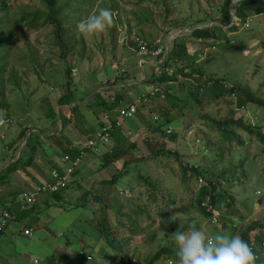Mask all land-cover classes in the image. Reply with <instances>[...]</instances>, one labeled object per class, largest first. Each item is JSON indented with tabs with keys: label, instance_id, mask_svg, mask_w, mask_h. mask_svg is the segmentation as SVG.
I'll list each match as a JSON object with an SVG mask.
<instances>
[{
	"label": "rangeland",
	"instance_id": "374dc122",
	"mask_svg": "<svg viewBox=\"0 0 264 264\" xmlns=\"http://www.w3.org/2000/svg\"><path fill=\"white\" fill-rule=\"evenodd\" d=\"M6 1L8 2V8L5 11L0 10V13L7 18H14L25 9L47 10V7L42 5L41 0ZM89 1L90 9L86 8L82 17L90 11L98 9L99 4L105 3V8L110 9L113 13V23L103 32L96 34L81 33L77 27L71 31V53L68 57L71 62L74 61L78 64L77 66L74 65L77 67L74 78H79L84 83L79 89L80 91L77 90L75 93L76 100L80 99L82 94L86 95L91 91L85 99L89 98L95 88H98L95 89L96 93L104 96L108 94L116 95L118 87H125L122 93L125 94L126 98L123 103L126 104L125 102L131 101L139 95L138 87L131 86L134 84V80L122 79L115 84L103 86H99L98 82L103 81L106 77L117 75L119 71L126 70V72H135L138 75V80H135V82L139 83L145 76L143 67L151 70V66L147 62L151 65L155 64V66L161 64L160 62L167 57L168 51L172 48L174 42L185 41L189 54L194 57L197 52L204 50L206 47H202L205 44L201 43L204 39L190 35L191 30L199 27H210L212 29L216 27L215 29L221 36L214 44L215 47L211 48L209 42L207 46L210 48L207 47L206 49L208 53L203 55L202 52L200 57H197L201 59L196 64H200L205 72V78L195 90L202 102L196 104L191 101L190 111L187 109L170 111V117L179 116L184 112L181 114V118L173 120L174 124L171 132L176 133L175 139L168 138L160 132L150 133L151 130L147 122L141 130L138 127L133 131L128 129L130 132L128 136L132 137L134 141L124 138L122 142L123 149H126L127 144L131 142L135 143V147L125 151L123 157L113 163L104 166L99 165L105 171L96 173L94 171L87 172L83 169L85 172L81 174V178L77 172L80 169L79 165L74 177L81 178V183H77V187L74 185L69 187V190L58 199L55 205H50L47 208L43 206L42 201H39L38 209H28L25 215H19L15 212L13 216L16 217V220H13L12 217L9 219V230L18 231L22 229L23 232L24 228L27 227L24 226L25 224L32 225L35 228V235L32 234L30 241L27 237L22 238V241L18 240V244H16L17 240L12 243L7 234L8 231L4 236H0V261L7 259L8 262H11L9 257L11 259L16 257V261L21 264H35L33 259L36 257L39 259L36 264H46L47 255L50 254L49 257H55L53 256L57 253H55V245H60L66 248L70 247L71 251L69 250V252L71 254L77 253L76 250L81 248L86 255L91 254L93 257L95 255L96 262H99V264H118L114 258H109V252L113 251V254H116V250L112 249L105 240L104 235L100 236L98 227L91 222L94 217L91 210L96 207L95 203L99 204L93 195L103 196L101 204H108V206H103L101 212L96 213V221L99 222L102 216L106 217L105 224L108 230H114V234L123 243V249L127 254L139 255L140 258H143L149 250L158 249V245L173 244L172 235H168L167 231L164 232V230L158 228L153 220L137 223L132 229L133 233L126 226L131 215L127 205L131 204L133 206L144 199H147L145 200L147 204L153 203L155 206L163 207L165 212L167 203L170 202L171 216L174 218L177 216L176 223L173 225L174 231L179 230L178 223L193 217L194 221L190 224L199 227L201 230L204 229V232L207 233L205 228L208 221H205L199 211L196 212V208L192 207L188 213L186 210L181 211L179 208L181 205L188 206L184 203L188 201L190 191H185V182L178 176L173 175V169L178 170L185 161L192 162L195 158L201 161V165H198L201 167L206 166V168H209L207 169L209 172L202 176V181L197 179L194 182V178L190 188H198L200 183L205 184V179L209 178V173H218L221 172L223 167L230 166L233 167L236 178L241 179V183L238 181L233 183L225 179L223 181L220 178L217 180L222 184L221 190L224 189L226 192L234 194L235 200L238 202L251 200L250 195L253 192L244 190L246 185L251 189V185L256 181L261 186H263L262 183L264 184V142L259 136L255 132L249 133L242 127H236L234 130L238 133L239 140L230 143L227 138L223 137L220 126L213 123L214 121L228 120L231 111L234 110V105L237 106V100L240 97L242 99L245 97L237 94L239 93L237 87L243 86L245 89L251 90L255 96L264 100V10L257 13V9L253 6L244 5L242 7L240 5L237 7L240 0H229L228 7L234 20L232 19L227 23L224 22L222 16L227 0H114L120 4V9L109 8L113 0ZM224 3L225 7L223 8ZM166 8L168 9L166 10ZM236 12L239 17L235 16ZM241 15H243V20H241ZM81 18L79 17L78 21ZM195 19H199L202 24L195 25L191 23L189 24L191 26H185L183 30H180L183 28V24ZM244 21L248 23V26H243ZM232 23L237 26L234 31H229L226 28H229ZM72 24V22L68 23L69 26H72ZM219 25L223 27L221 30ZM112 26L115 31L112 30ZM52 28L53 26L47 25L38 31L34 29L26 30L22 26L17 29V41L10 49L8 64L6 65V70L12 69L16 72L17 85L6 83L2 90L3 98L11 105V109L14 108L15 112L11 115L12 111L7 112L5 108V110L0 109L1 153L6 149L1 135L7 136L11 130L16 131L19 127L22 128L23 125L20 126V122L26 120L28 124L33 126L28 131L26 139L31 134V142L35 144V149H27V152H23L22 158L28 160L33 157V152L39 153L37 163L43 165L44 162L45 168L49 167L50 169L53 166L64 168L69 164V162L62 159L61 152L66 150L61 141L65 140L68 147L72 144L67 141V137H70V135L66 128L62 130L63 122L66 119L59 116L60 111L57 110L56 106L60 90H62L58 84L61 82V84H64L66 79L62 75L56 77L54 73H49L51 67L63 68L65 66L59 61L60 48L57 44H54L51 37ZM132 35H141L148 40L160 38L161 43L166 47V51L160 57L149 58V54L144 59L139 52L130 51L129 49L133 50L130 45H124ZM21 57L26 60H17ZM26 62L27 64H25ZM172 62L173 64L176 63ZM7 75L8 73L5 72L3 77L6 78ZM39 79L44 82V85ZM214 79L219 80V83L212 87L207 86ZM91 83H94V85ZM45 85L56 86L49 90ZM232 86L237 89L235 95L230 94ZM139 88L143 92L150 89V85L139 84ZM216 93L223 95L214 97L213 95ZM23 96L24 98H22ZM46 97L49 101L45 100ZM23 99H27L29 102H24ZM94 100L93 96L89 101L93 102ZM253 103V105H245L249 113H246L243 108H236L237 113L234 114V117L242 118V120L253 126L261 125V131L264 134V105L257 102ZM160 104L163 103L155 100L145 106H138L135 119L142 117L147 120L150 119L155 126L157 120H153V116H159L161 118L159 121L166 118L163 114L161 115L158 107ZM80 108L81 112L86 106L81 105ZM95 109L100 114L102 105H96ZM55 111H57V114L54 113ZM22 112H24V115H20ZM61 114L63 117L65 116V114ZM96 114H94V120H96ZM206 116L211 118L208 119ZM132 120H124L121 128L124 127L127 121ZM18 124L19 126H17ZM74 131L75 135L84 137L85 132L81 125L76 126ZM48 132L54 134L49 138H45L44 134H48ZM36 141L40 142L37 144ZM157 146L172 150L173 154L178 151L179 156L158 155L152 158L153 149L151 148ZM26 147L24 148L26 149ZM210 147L212 148L209 149ZM92 154L94 153L90 151L84 155L80 164L89 162L93 157ZM27 155L30 157L28 158ZM233 157L236 158L234 161ZM131 158H133L132 161H130ZM137 159H140V161L137 162ZM124 160L128 162L127 166H122ZM255 160L257 163L254 164L253 161ZM102 162L96 161L97 164ZM30 167L33 169V165ZM113 175L120 177L111 182L110 178ZM135 175L150 178L151 182L158 188L157 191L155 189L154 193L148 190V185L146 182L144 183V180L143 182L140 180L141 184H139ZM241 188H243V191H241ZM125 189L128 190V194H121L120 191ZM85 191L89 193L87 195V208L82 209V206H79V209L74 208V211H70L68 202L70 205L76 204L77 199ZM259 191V195H261V189ZM200 195V192L196 193V196ZM44 197L49 200L54 198L51 195H45ZM260 200L264 201V198H260ZM114 204L115 211H118V207H122L121 217L113 212ZM248 210L247 205L241 209L240 217L246 216L243 219L236 214L234 224H237L239 230L243 229L251 218L264 213V208L257 207L254 208L255 217L249 218L246 215L249 213ZM227 214L232 215L230 209H228ZM38 231L41 232L40 237L36 236ZM226 232H231L230 228ZM47 239L51 240V244L47 242ZM68 241L71 243L70 246L65 244ZM24 250L29 257L21 258L15 254V252L22 254ZM87 264L96 263L88 261ZM157 264L161 263L157 262ZM170 264L177 263L173 261Z\"/></svg>",
	"mask_w": 264,
	"mask_h": 264
},
{
	"label": "trees",
	"instance_id": "16d2710c",
	"mask_svg": "<svg viewBox=\"0 0 264 264\" xmlns=\"http://www.w3.org/2000/svg\"><path fill=\"white\" fill-rule=\"evenodd\" d=\"M94 1V0H93ZM42 5H45L47 7V10H41V9H36V10H22L18 16L16 17H10L7 18L4 14L0 13V109H6V111L11 112V115L15 112L14 108L11 109V105L3 98L2 90L3 86L6 83H10L12 85H17V74L14 72L12 69L6 70V65L8 64V59H9V52L10 49L15 45L16 40V31L19 28V26H22L23 28L25 27L26 30H31L34 29L36 31L40 30L41 28L51 25L53 26L52 28V39L54 40V44H57L60 48V54H59V61L62 62V64H65L63 68H57L51 67L49 70V73H54L56 77H60L61 75L64 76L66 79L64 84L59 83L60 87L62 90H60V95L57 100L58 105H65V104H70L75 101H82L84 100L90 93L88 92L86 95L82 94V97L78 100H76L77 96H75V93L77 90L81 89V87L84 85L78 78H74V72L77 69L74 65L76 62L69 60L68 55L71 53V31L72 29L74 30L75 27H77L78 23V18L83 16V12L86 10V8L90 9V1L89 0H41ZM229 0L226 1V7L224 3V11H222V16L224 22L229 23L232 21V16L230 9L228 7L229 5ZM264 0H241L238 4L237 7L240 5L243 7L244 5H248V7L253 6L255 9H257V13L261 12L264 10ZM100 7H106L105 3L99 4L97 8ZM8 8V2L6 0H0V10L5 11ZM109 8L113 9H120V4L115 2L113 0V3L110 5ZM222 8V9H223ZM168 8H166L167 10ZM236 16L239 17L237 12L235 13ZM72 20V21H71ZM241 20H243V15H241ZM65 21V23H64ZM72 22V26H69L68 23ZM195 24V25H201L202 22L199 21V19H195L194 21H189L186 22V24H181L183 28L180 30H183L185 26H188L189 24ZM192 24V25H193ZM69 26V27H68ZM191 26V25H189ZM237 25L232 24L228 29L229 31H234ZM243 26H246V22H243ZM216 28V27H215ZM212 29L210 27H199L191 30L190 35L196 38L204 39L203 42L205 43L202 47H206L204 50L202 49L200 52H197V54L192 57L191 54L188 52V47L185 41L183 42H174L172 48L168 51L167 57L160 62L161 64H150L151 70H149L146 67H143L145 76L144 78L139 82L136 83L135 80H138V75L135 74V72L132 71H119L117 75H112L109 77H106L98 84L99 86L103 85H112L115 84L122 79H130L131 81L134 80V84L131 86L133 87H138L139 95L132 99L131 101L125 102V94L122 93L123 89L125 87H118L117 88V94H108L101 96L100 93H95L93 96L95 98V102H98L97 105H102L101 111H103L101 114L104 115L106 114L108 116V121L110 122L111 129L108 131L109 132V140L107 143L103 142L102 139L97 137V133L101 131L99 130H94V132L90 136H94L96 139V147L97 150L94 149V147L88 146L87 143H84L83 148H85V151L81 150L78 154L75 155V152L73 151V146L65 147L66 151H62V159H65V156L68 157L67 162H73L76 158H79L78 163L75 166L74 171L70 174L69 180L67 183L62 186L61 188H58L56 191L52 193H40L37 195L36 200L34 203L30 204L28 208L22 209L20 207V203L15 201V195L14 197H10L8 199H4L3 196L1 197L3 200V204H7V208L9 209L11 213V217L14 220L15 217L13 214L15 213L13 211V206H17L19 211L17 213L19 215H25L26 211L33 206H36L39 203V199L41 198L42 195H51L54 197L53 199L49 200L48 198L46 201L44 199H41L40 201H44L43 204L47 208L50 205H53V203H56L58 199L65 194L67 190H69V187L75 186L77 187V183H79L78 177H74L75 171L77 170V167L81 168L83 164H80L82 161V158L84 155L92 151L95 155L97 156H102V163L97 164L98 167L104 166V165H109L113 163L114 161L120 159L123 157L125 151H128V149L134 148L135 143L131 142L127 144V148L123 149L122 142L124 141L125 135L121 133L122 130V123L124 120H126L125 116L120 115V110L122 109H128L134 102L138 104V106L141 105H146L154 102L155 100L158 102H161L163 104H160L158 107L160 108L161 115L163 114L165 119L162 118V121L157 119V124L154 126L152 123L148 124L149 129L151 130L150 133H155V132H160L163 133L165 129L163 130V126H166L165 128H171L173 130V120H176L178 118H181V114L179 116L175 117H170V111L171 110H184L187 109L190 111V102L192 101L193 103L196 104H201V100L199 98V94L196 90V88L199 86L201 81H203V78H205V72L202 67H200V64L198 61L201 58L200 53L203 52V55L207 54L206 52L207 45L209 42V46L211 48H214V44L216 41L220 38L221 34L218 33L216 29ZM223 27H220V30ZM112 30L115 31V28L112 26ZM224 33V32H223ZM129 38V37H127ZM139 38L144 40L148 44V49L150 52L149 54H142L143 58L146 59L149 55V58H154L155 56L152 55L151 51L154 50L157 47L164 48L163 44L161 41L157 40H148L145 37H142L139 35ZM130 40L126 41L124 43L127 45H130L133 50L129 49L130 51L133 52H138V46L137 42L134 39V36L132 35ZM154 41V42H152ZM162 44V45H161ZM208 47V48H210ZM129 48V47H128ZM82 55V54H81ZM141 55V54H140ZM162 55V54H161ZM159 55V57L161 56ZM208 56V55H207ZM208 58V57H207ZM26 60L25 58H17V60ZM15 61V59H13ZM208 60V59H207ZM171 61L176 62L173 64ZM6 63V64H5ZM145 63V62H144ZM27 64V62L25 63ZM175 65V66H174ZM174 66V68H173ZM170 69V70H169ZM34 71V70H33ZM36 71V70H35ZM7 72L8 75L7 77H3V74ZM39 81L44 85V82L39 79ZM148 84L150 85V89H147L145 91H141L139 88V84ZM210 86H214L215 84L219 83V80L214 79L210 82ZM56 84V83H55ZM94 85V83H91ZM49 90H52L54 86L50 85H45ZM92 86V85H91ZM124 86V85H123ZM46 88V89H47ZM238 91L241 95H244L245 97L242 99L241 97L238 100V106H245L248 102H257L259 104L264 105V100L255 96L251 90L245 89L243 86L238 87ZM98 89V88H95ZM95 89L92 91L95 92ZM80 91V90H79ZM24 98V96L22 97ZM146 99L145 101H143ZM45 100L49 99L46 97ZM24 102H29L27 99H23ZM91 102V101H90ZM88 103V102H87ZM80 108V104L76 103L69 107L67 110L63 112V114H66L67 112L69 114H74L76 113ZM4 109V110H5ZM5 111V112H6ZM114 111H117L118 113L116 115L113 114ZM60 113V112H59ZM62 113V112H61ZM59 114L62 118H65L66 120L63 122V128L62 130L66 127L67 122L69 121V118L66 116H62V114ZM234 111L232 110L231 116L228 120L224 121H214L213 123L216 125L220 126V130L223 134V137L227 138L228 142H233L234 140H239V135L238 133L234 130L236 127H242L244 128L247 132L253 133L255 132L259 138L264 142V134L261 131V125H256L253 126L250 123L245 122L242 120V118L235 119L234 118ZM9 114V113H6ZM20 114V113H19ZM24 115V112L22 114ZM208 119L211 118L210 116H206ZM154 120V119H153ZM27 123L26 120L25 122H20V125H23V128L19 132L18 138L24 139L28 131L32 128L30 124H25ZM102 125V122L99 124V127ZM19 126V124L17 125ZM16 126V127H17ZM15 127V128H16ZM98 127V128H99ZM103 127V126H102ZM257 129V130H255ZM124 136V137H123ZM127 136V135H126ZM176 133L172 132L168 137L171 139L176 138ZM127 139V137L125 138ZM147 141V140H146ZM37 143V141H36ZM25 146L27 148H35V144L31 142V135L28 136L27 141L25 143ZM210 147L209 149H211ZM25 149V148H24ZM23 149V150H24ZM153 149V152L151 154V157L153 158L154 156L162 155L167 157H170L171 155H174L176 157L179 156L178 151L176 153L172 152V150L168 149H163L159 148L158 146ZM84 152V153H83ZM22 153L19 155V157L14 160L13 162L10 163L9 166L5 168L7 173H10L16 169H19L20 166H29L30 163L33 161V157L30 158L29 160L25 159L23 160L22 158ZM80 153H83L82 155L78 156ZM239 156V155H235ZM195 158V156L193 155ZM94 158L93 160H95ZM133 158L130 159L132 161ZM233 161L236 159L235 157L232 158ZM140 161V159H137V162ZM204 161V159H202ZM238 163L239 160L237 159ZM69 162V163H70ZM91 163L95 164L93 161ZM253 163H257L256 160L253 161ZM201 165V161L197 160L196 158L192 162H184L181 164V168L176 170L173 169V175L178 176L182 182L184 183L185 191H190V196L188 197V201L184 204H187L188 206H179L181 211H188L190 212V209L196 208V212L201 213L202 217L205 219V221H208L207 226L205 229H207L208 235L215 234L216 232H226L227 229L230 228L231 233H234L236 235L241 236L251 247L254 256H255V261L254 264H264V247L262 246L263 242V235L260 233L257 238H256V232H262L264 229V213H262L260 216L255 217L254 214V208L261 207L262 209L264 208V201L260 200V198H264V184H258L257 181L251 185L252 188L246 185L244 187V190L247 191H252L253 193L250 195V201H237L235 200L234 194L230 192H226L224 189L221 190V182H219L217 179L220 178L224 181L228 180L231 182L238 181L241 183V179L234 175L235 171L233 167H223L221 172L218 173H209V178H206L205 184H198V188H190L191 183L193 179L195 178L194 182L197 181H202V176H205L206 173L209 172V168H206V166H199ZM71 165V164H70ZM100 165V166H99ZM128 162L126 160L123 161L122 166H127ZM31 166V165H30ZM55 168L53 166L51 169ZM84 168V167H82ZM81 168V169H82ZM97 168V167H96ZM83 172V171H82ZM81 172V174H82ZM82 177V176H81ZM118 175H113L112 178H110L111 182L116 181ZM135 177L138 179V181L144 180V183L149 186H147L148 190L154 192L157 187L155 184L151 182V179L148 177H143L139 175H135ZM140 178V179H139ZM236 178V179H235ZM4 182L2 179H0V184ZM141 183V182H140ZM188 184V185H187ZM262 191L261 195H259L260 190ZM241 191H243V188H241ZM121 192V191H120ZM200 192V196H196V193ZM155 193V192H154ZM20 194V193H19ZM18 194V195H19ZM89 193L85 191L77 200L78 202L76 204L70 205L68 202V209L70 211H74V208L79 209V206H82V209H86L88 206V199L87 195ZM1 195H3V190L1 192ZM95 199L98 200L99 204L96 205L95 208H92V214L94 215L93 219L91 222L95 224L100 232V236L104 235L105 240H107L108 244L112 247V249L116 250V254H113V251L109 252V258H114L118 264H157V262L161 264H170L173 261L177 263V258L175 256V250H174V245L173 244H167V245H158V249H155L153 251L149 250L148 254L144 256L143 258H140L139 255H132V254H127V252L123 249L122 242L119 240V238L114 234V230L109 231L107 226H106V217L102 216L101 220L99 222L96 221V213L101 212L103 206L108 204H101V200L103 196L100 195H93ZM156 200L155 198H153ZM147 199L141 200L138 202V204H134L131 206V204L127 205L129 207V211L131 214L130 218L127 220L126 226L129 227L130 232L133 233V227L137 225V223H142L145 221H150L153 220L155 221L156 225L158 228L161 230H164V232H168V235H172L174 232L173 230V225L176 223L177 216L172 217L170 213V208L168 202L167 207L165 208L166 212L163 210V207H159L158 205L155 206L153 203L147 204L145 201ZM153 200V201H154ZM262 202V204H261ZM126 205L125 203H123ZM248 206L249 208V213L246 214L249 218H251L250 221L248 222L247 225L241 230H239L237 227V224L235 223L236 219V214L239 216V218L243 219L246 216H241L240 217V211L242 208L245 206ZM113 206V205H112ZM39 207V206H38ZM177 207V206H176ZM228 209H230V212L232 213L231 216H229ZM113 212L121 217L122 212V207H118V211H115V204L113 206ZM104 214V213H103ZM121 221V220H119ZM194 218L189 217L187 221H183L182 223H178L177 226L179 227V230H187L189 227L192 225L190 222H193ZM9 222V221H8ZM33 229H35L33 226H31ZM202 231H205L204 229ZM258 241V247L256 246V242ZM66 243H70L69 241ZM160 246V247H159ZM262 247V249H259ZM71 251V250H70ZM77 251V257L71 255V252H66V253H60L57 255H53L55 257H48L46 258V264H87L88 261H94L96 264H99V262H96V256L94 257L91 254L86 255L84 250L81 248H78ZM111 253V254H110ZM134 256V257H133Z\"/></svg>",
	"mask_w": 264,
	"mask_h": 264
},
{
	"label": "crops",
	"instance_id": "0c3cea01",
	"mask_svg": "<svg viewBox=\"0 0 264 264\" xmlns=\"http://www.w3.org/2000/svg\"><path fill=\"white\" fill-rule=\"evenodd\" d=\"M133 83H135V82H133ZM96 92L97 91L95 90V92H92V94L90 95L89 98L82 100V101H75V102H72L70 104H65V105H58V104L56 105L57 110L59 109L58 111H60V113L61 112L63 113L65 110H67L69 107H71L72 105H74L76 103L80 104V106L81 105L86 106V108L81 112H80L81 108H79V110L74 114H69L68 112L65 114V116L67 118H69V121L67 122L66 127H65L66 130L68 131V134L70 135V137H67V141L72 143L71 146H73V151L75 152V155L78 154L81 150L85 151V148H83V146H84V143H87L88 137L94 132V130L96 131V130L101 129L102 126L106 125V123H107V118L105 117V115L104 116L101 115V113L103 111H101V113L99 114V112L95 109L98 102H95V101L90 102L89 101ZM141 106H145V105H141ZM54 113L57 114V111H55ZM60 113H58V114H60ZM95 113H97L96 114V120H94V114ZM114 113L117 114L118 112L115 111ZM78 116H79V118H78ZM152 119H154V120L158 119L159 120L161 118L159 116H153ZM101 122H102V125L99 127V124ZM145 122H147L148 124H151L150 119L147 120L144 117H142L140 119L139 118H136V119L133 118L132 121H127L121 130V133H123L125 135V137L124 136L123 137L124 138L127 137V139L129 141H134L132 137L128 136V134L130 133L128 131V129L133 131V129H136L138 127V129L141 130L144 127V125H146ZM57 125H58V121H57ZM78 125L82 126L83 131L85 132L84 137H79V136L75 135L74 129ZM20 126H22V125H20ZM163 127H165V126H163ZM22 128L19 127V129H17L16 131L11 130L7 136L6 135L4 136L3 134L1 135L3 137L2 138L3 145L6 148L5 150H3V153H1V151H0V179H2L4 182V185H3V183H1L0 185L2 186V189H3V195L2 196L4 199L14 197L15 195H18L19 193H21L24 189L32 187L33 185H36V184H40L41 182H44L45 180L49 179V171H50L49 169L50 168L49 167L45 168L44 162H43V165L42 164L39 165L37 163V161H38L37 157H39L40 154L35 153V152H33V154H32L33 158L30 157L29 155H27L28 158L30 157L33 159L32 163H30V165H33V169H35V170H33L29 165V166H20L19 169H16L10 173L6 172L5 168L7 166H9L11 162L16 160L19 157V155L21 154V152H27L28 150H34L35 149V148L31 149L29 147L28 148L26 147V149H24L25 143L27 141L26 136L23 140L18 138L19 132L21 131ZM32 128H33V126H32ZM5 134H6V132H5ZM53 134L54 133L48 132V134L46 133V134H44V136H45V138H49V137H51V135L53 136ZM27 138H28V136H27ZM39 142L40 141H37V144ZM61 142L63 143L64 147H66V148L68 147L66 145L65 140L61 141ZM22 143H23L24 147H23ZM92 155H93V157L91 158V160L89 162H87L86 164H83L82 167H84V168L81 167L82 169L80 168L77 171L78 174L80 175V177H81V172L83 171V169L87 170V172H93L94 171L96 173L105 171V169H101L100 167H98V165L96 163V161H102V156H97L95 154H92ZM1 156H2V159H1ZM94 158H96V159L93 160ZM91 161H93L95 164L91 163ZM84 172L85 171H83L82 174ZM81 178L78 177L79 183H81ZM44 196L45 195H42L41 198L39 199V201L41 199H44V201H46L47 197H44ZM53 205H55V203H53ZM38 206H39V203L30 209H36V208L38 209ZM43 206H44V204H43ZM12 209L16 213H17V211H19L17 206H13ZM15 220H16V217H15ZM24 226L32 228L31 227L32 225H26L25 224ZM7 231H8V233H7ZM6 233L9 235V239L12 240V243L17 240L16 244H18V240L22 241V238H25V237H27V239H29V241H30L31 237L33 235H35V229H34L33 235L27 236V235H24L22 233V229L18 230V231L14 230V229L9 230V224H8L6 229L0 233V236H4ZM40 233L41 232L38 231L36 236L40 237L41 236ZM50 241H51L50 239H47V242H49V244H51ZM65 244H67L69 246L71 243L65 242ZM55 246H56L55 247V253L57 252L56 255L60 254V253H66V252H68V250H70L69 247L66 248V247H63L60 245H55ZM15 254L19 255L21 258L29 257V255L26 253L25 250L22 254H19L18 252H15ZM73 254H75V253H72L71 255H73ZM9 259L11 262H8L7 259H4L3 261H0V264H21L20 262L16 261L17 260L16 257H14L13 259H11V257H9ZM35 260H37V261L35 262ZM38 261H39V259H37L36 257L33 259V262L35 264L38 263Z\"/></svg>",
	"mask_w": 264,
	"mask_h": 264
},
{
	"label": "clouds",
	"instance_id": "9594fccd",
	"mask_svg": "<svg viewBox=\"0 0 264 264\" xmlns=\"http://www.w3.org/2000/svg\"><path fill=\"white\" fill-rule=\"evenodd\" d=\"M232 19L234 20V17H232ZM112 23H113L112 11L108 8L100 7L96 10L90 11L86 16L82 17L77 23V29L81 33L96 34L103 32ZM219 26L222 27V25ZM246 26H248L247 22H246ZM135 36L136 35H134V37ZM137 36L139 37V35ZM156 40L161 41L160 38H157ZM210 84L211 83L207 84V86H210ZM236 90H237L236 87L232 86L230 94L235 95L237 93ZM237 94L240 95V93ZM219 95L221 96L223 94L216 93L213 96L218 97ZM247 104L253 105L254 103L253 101H251L248 102ZM139 106H141V104ZM236 108H241V109L243 108L246 113H249L245 108V106H238V100H237V106L234 105L233 111L234 112L236 111L235 113H237ZM135 116L136 113L133 117L127 119H133L135 118ZM165 127H163V130L165 129L163 134H165L168 137L172 133L171 132L172 130L171 128L168 129ZM69 165L70 163L67 166ZM56 168L59 170L63 169L58 167ZM139 184H141L140 181ZM120 193L126 195L128 194V190L125 189ZM260 233H262L263 235V242L261 244L264 247V229L262 232L259 231L256 232V238ZM171 239L174 245L177 264H254L255 261L254 253L251 247L249 246V244L241 236L231 232H216L215 234L208 235L204 231H202L199 227L192 225L187 230L174 231L172 233ZM255 242H256V246L258 247L259 246L258 241ZM69 249L71 248L69 247ZM259 249H262V247H260ZM73 256L77 257V254L75 253L73 254Z\"/></svg>",
	"mask_w": 264,
	"mask_h": 264
},
{
	"label": "built area",
	"instance_id": "2783aa9c",
	"mask_svg": "<svg viewBox=\"0 0 264 264\" xmlns=\"http://www.w3.org/2000/svg\"><path fill=\"white\" fill-rule=\"evenodd\" d=\"M133 40L137 42L138 52L141 55L149 54L148 52L150 51L148 49V44L144 40L140 39L138 36H135ZM165 51H166V47L164 48L157 47L154 50H152L151 53L155 57H159V55L163 54ZM145 100L146 99H144L143 101ZM137 106L138 104L134 102V104H132L128 109L120 110V115L125 116L126 119L133 117L137 112ZM104 115L107 118V123L102 127L101 131L97 133V137L102 139L103 142L107 143L109 140L108 131L111 129V125L110 122L108 121V116L106 114ZM87 144L88 146L92 148L94 147V149L97 150L96 139L94 136H90L87 139ZM83 153H80L78 156L82 155ZM67 159L68 157L65 156L64 160ZM78 161L79 158H76L72 163L69 161L71 165L66 166L61 170L57 169L56 167L51 169L49 172L48 180H45L40 184H36L33 185L32 187L24 189L19 195L15 196V201L20 203V207L22 209H25L28 208L30 204L34 203V201L37 198V195H39L40 193L44 192L49 194L56 191L58 188H61L69 180V176L74 171ZM1 192H2V188L0 186V233L6 229V227L8 226V221L11 218V213L7 208V204H3V200L1 198L2 197ZM22 233L31 236L33 234V229L29 227H25ZM36 261L37 260H35V262Z\"/></svg>",
	"mask_w": 264,
	"mask_h": 264
}]
</instances>
